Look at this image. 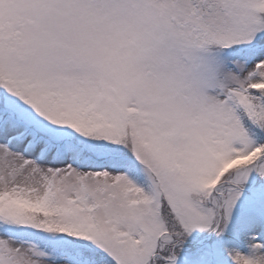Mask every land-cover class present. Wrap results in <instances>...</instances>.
Segmentation results:
<instances>
[{
    "label": "snow or ice",
    "instance_id": "6c2138e0",
    "mask_svg": "<svg viewBox=\"0 0 264 264\" xmlns=\"http://www.w3.org/2000/svg\"><path fill=\"white\" fill-rule=\"evenodd\" d=\"M0 264H264V0H0Z\"/></svg>",
    "mask_w": 264,
    "mask_h": 264
}]
</instances>
